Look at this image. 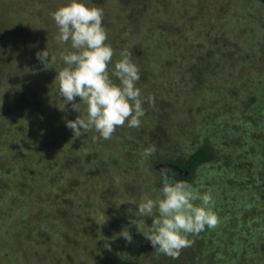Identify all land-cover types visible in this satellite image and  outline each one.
<instances>
[{"label": "rangeland", "instance_id": "rangeland-1", "mask_svg": "<svg viewBox=\"0 0 264 264\" xmlns=\"http://www.w3.org/2000/svg\"><path fill=\"white\" fill-rule=\"evenodd\" d=\"M109 1L110 9L120 13L118 17L108 18L110 23L114 21V28L111 31L106 29L110 33L109 42L121 43L124 49L131 52L133 61L140 69L137 86L145 101L142 105L145 116L139 129L128 127L126 122L124 127L117 128L111 139L105 140L92 130L91 137L81 140L79 146V138H75L72 143L76 148L78 146L77 168H91V175L86 180L89 185L86 183L80 198L91 202L89 206L93 207L91 215L94 220L91 223L88 219L85 228L79 224L77 241L79 246L83 245L87 251L92 252L85 256V261H94L95 264H117L121 260L111 249L115 250L113 245L118 242L116 238L124 228L129 229L132 237L139 236L137 250L140 247L148 249V240L143 235L149 231L152 217L139 216L137 207L143 199L160 198V174L149 176L146 173L147 167L152 164L151 160L156 162L164 158H183L188 155L194 143L200 144L202 136L208 137L213 143L212 140L217 138L216 127L204 125L208 117L212 119L219 112L232 115L229 117L235 123L240 121L235 117L240 109L246 115H251V118H257V106H250L249 99L254 92L260 93L264 89V5L258 1ZM82 2L96 7L100 3L96 0ZM68 3L69 0H0V228L2 226L3 229L4 226L10 229V224L3 225L2 222H12L13 217L29 211L26 205H29L28 198L32 190L28 188L30 193L25 191L27 180L37 169L44 170L48 165L53 166L52 161L61 163L58 157L52 160L49 155H58L63 140L68 141L63 135L67 131L66 121L77 118L72 105L64 107L62 98L58 97L59 82L55 81L56 75L47 72L36 55L47 47L54 55L58 28L50 13ZM106 25L108 23L103 20V26ZM160 39L164 41L162 44ZM64 45L62 49H70L69 44ZM54 62L64 66L58 56ZM115 62L113 60L109 65L110 73ZM60 69V66L56 68V73ZM178 73H182L183 79L187 81L178 83L175 76L172 77ZM197 75L201 77L198 86L193 82ZM112 79L119 83L116 77ZM75 102L79 103L80 98L77 97ZM250 121L246 120L237 126L249 129ZM222 128L229 127L223 125ZM207 129L209 133L206 136ZM234 134V140L239 138L243 142L240 133ZM220 135L218 139L225 138L223 132ZM55 137L64 138L52 142ZM103 142L111 149L108 160L115 167L111 166L110 171L106 170L101 176L100 171L104 170L102 166L105 164L98 159L106 148ZM50 144V151L43 154V146ZM152 144L157 146V151L145 158L142 153ZM96 155L99 158L93 160ZM106 158L103 157L104 160ZM81 161L84 164L79 168ZM210 168L204 167L201 170L194 185L199 183L201 177H213L208 172ZM240 180L250 183L249 177H241ZM114 183L117 189L106 188V185L114 186ZM222 189L221 195L218 191L210 190L215 205L219 203V198L226 196L229 199L231 196L227 188ZM237 190L234 194L235 202L238 192L242 191ZM206 192L200 189L201 194ZM29 200L31 203L36 202ZM13 201L20 204L15 209L13 204L16 202ZM101 205L105 209L103 212L99 209ZM220 213L232 216L226 220L219 233H222L223 240L236 235L239 242L242 232L248 229L246 222H250V228H260L253 220L254 216L249 217L250 221L242 220L240 224L244 223V228L239 225L238 219L241 217L237 215V210L233 212L232 208L221 206ZM8 214L11 217L4 219ZM16 226L19 228H13V233L17 237H27L31 228ZM210 233L211 238H215V230ZM202 234L204 236V231L194 236L199 238ZM85 240L87 243H84ZM107 244L110 248L106 247ZM195 248L196 244L191 245L188 252ZM122 249L124 255H130V244H125ZM206 250V256L201 254L196 257L192 252L195 258L187 261L184 257L180 264H213L214 261L226 258L216 259V250ZM0 251L9 254V247L2 241ZM251 252V257L248 256L251 264H264V250L255 249ZM22 255H11L10 260L19 259ZM67 258L71 262L77 260L75 254ZM142 263V259L138 260L131 255L124 264Z\"/></svg>", "mask_w": 264, "mask_h": 264}, {"label": "trees", "instance_id": "trees-1", "mask_svg": "<svg viewBox=\"0 0 264 264\" xmlns=\"http://www.w3.org/2000/svg\"><path fill=\"white\" fill-rule=\"evenodd\" d=\"M111 1L121 3V0ZM256 1L264 5V0ZM96 2H100L98 7L104 10L103 20L108 23L105 29L111 31L114 28V21L110 23L108 18L113 19L116 16L118 17L120 13L110 9L111 3L109 0H96ZM109 36L110 33L108 34V43H110ZM159 42L162 44L164 41L160 39ZM111 45L116 53L113 60L117 61L120 59V52L125 50L124 46L121 43ZM62 47L64 48L65 45H56L53 49L54 55H56L57 50L62 49ZM159 59L156 60L158 61ZM57 66L62 68L61 65L55 63L53 60L51 66L48 65L49 68H46V71L50 74L54 73L57 76L55 71V69L58 68ZM174 76L178 80V83L187 81V79H183L182 73H178L172 77ZM200 79V75H197L193 82L198 86ZM249 102L250 106H257V118H251V115H246L241 112L240 109V111L237 112L238 114L235 113V117H238L240 121L235 123L230 119V114L226 113L224 115V113L219 112L213 115L212 119L208 117L207 124L204 125V127H216L217 138L212 140L213 143H211L208 137L202 136L200 144L196 145V143H194L190 152H187V156L183 158H164L156 162L151 160L152 164L147 167L146 173L150 176L159 173V170H157L159 165L173 166L177 171L181 172L180 179L192 184L199 190L201 189L208 192L209 190L218 191L219 195H221L222 188H227L229 196L231 194L230 198L228 199L226 196L219 198V203L216 204L213 209L220 219L218 226L214 229H206L204 231V236L202 234L199 238H195L194 234L189 235L188 238L192 241L191 245L193 246L196 244L197 246V248H195L196 250L192 249L189 253L187 247L181 251L177 258L159 253L150 245V241L146 242V245L148 244V249L140 247V249L137 250V246L140 243L139 236L133 237L131 243H128L123 237L118 236V238H116L118 242L113 245L115 250L111 249V251H114V254L121 259L118 260L117 264H124L131 255L134 257L136 256L138 260L142 259L144 264H180V260L184 259V257H186L185 259L187 261L190 258H195L193 257V253L196 257L201 254L206 256V253H208V250H206L207 248L214 251L216 250V259H221L226 256L224 260L214 261L213 264H251V259H249V257H251L250 254H252L251 251H255V249H259V251L264 250V223H262V219H264V174H262L264 171V89L260 93L254 92ZM52 106L55 108L54 105ZM76 114L78 117L79 114L77 112ZM220 117L222 120L221 122H219ZM250 119L251 121L248 124L249 129L248 127H242L241 129V127L237 126ZM223 125H227L229 128H222ZM54 126H56V124ZM219 132L225 134L224 139H222V137L221 140L218 139L219 136H221ZM236 132L242 135L241 138L243 142H241L239 138L237 140L233 139L234 135H236L234 133ZM208 133L209 129L206 130V136ZM90 134H92V132L88 131L83 136L79 137L78 146L81 140L84 141L85 138L89 139L91 137ZM63 135L68 138V141L63 140L64 137L60 139L59 137L52 138V142L55 140H63L64 142L61 143L62 148L58 155H49V158L52 160L58 157L57 160H62L61 163L55 160L52 161L53 166L48 165L49 168L45 167L44 170L37 169V172L31 174V182L30 180L26 182L27 188H25V191L30 193L28 188L32 190L31 197L28 198L29 208L26 205L29 211H24L20 213L18 217H13L14 219L12 222H2L3 225L10 224V229H5L7 226H4L5 230L2 226L0 228V241L7 244L10 255L8 253H1L0 251V264H5L4 262H6V264H26V262L27 264H95L94 261H85V256L92 254V252L89 250L87 251L83 245L79 246L77 241V229L79 228V224L85 228L87 221L89 222L90 220L92 223L94 220L91 215L93 207H91V205L89 206L91 202L88 200L85 201L86 199L82 197L80 198L83 194L82 191L84 192L86 183L87 186L89 185L86 180L89 175H91V168L88 166H84L83 169L77 168V164L79 163H77L78 157L76 156L79 154V151H77L78 146L76 148V146L72 144L75 142L74 133L67 127V131ZM244 135H246V137H244ZM230 139L232 141H230ZM102 145H106L107 148L103 150L102 157L98 159L99 155H96L95 158H92L93 160L98 159L100 163L103 162L105 164V166H102L103 168L105 167L104 170L100 171L101 176L106 173V170L110 171L111 166L115 167L112 164L110 165L108 160V153L110 154L111 149H109V146L107 147V143L105 142H103ZM51 146V144L49 146H43L42 153L44 154L47 150L50 151L49 149H51ZM104 156L107 157L106 160L103 159ZM66 161L68 163H66ZM114 161L117 163L119 162L116 160ZM80 163L81 165L79 168L83 166L84 162L81 161ZM112 163L114 162L112 161ZM204 167H211L208 172L211 176L213 175V177L209 179L201 177L200 181H198L199 183H195L196 185H194V181L200 177L201 170ZM76 169H78V171ZM220 173L221 175H219ZM241 177H249L250 183H246L245 180H240ZM220 178L223 179L221 180ZM106 188L117 189L115 183L114 186L106 185ZM235 188L242 190L238 192L239 196L236 202L234 194L237 193L238 190ZM149 192L151 193L152 190H149ZM28 195L29 194L26 196ZM23 196H25V194H23ZM29 199L35 200L36 202L31 203ZM55 200L56 202L53 203ZM196 203H199V201ZM19 205L18 202L14 203L13 209L17 208ZM221 206H227L228 209L232 208L233 212L237 210V215L241 217L238 219L239 225H243L244 228L245 224L240 223L243 219L250 221L249 217L251 216L255 217L253 220L259 224L260 228H250V222H246L248 225L246 227L248 229L242 232V238L239 242L237 241L238 239L236 240V235L231 236L229 240H223L222 233H219L223 230V224L226 220H230L232 216L227 213L221 214ZM38 207L41 208L39 211ZM99 209L102 210V212L105 211L102 205ZM10 212L11 211H8L7 213ZM10 217L11 215L8 214V217L6 216L4 219ZM98 221L99 220H97V222ZM16 225H20V228L23 226L31 228L29 234L26 235L27 237H17L16 234L13 233V228H19V226L17 227ZM122 230L123 229H121V231ZM212 230H215V238H211L209 235ZM140 235H143V233ZM3 236H5L4 239ZM86 240L88 241V239ZM86 240L84 243H87ZM89 240L92 239L89 238ZM211 242H213V244ZM62 243L64 246H62ZM125 244H130L131 253L129 256L124 255V250L122 249V246H125ZM64 247H66L67 250ZM134 248H136V250ZM214 251L211 253H214ZM14 254L24 255L19 259L10 260V256ZM72 254L77 256L76 262H71L72 260L67 258L72 256ZM210 255L213 256L214 254ZM146 261H149V263H146Z\"/></svg>", "mask_w": 264, "mask_h": 264}, {"label": "clouds", "instance_id": "clouds-1", "mask_svg": "<svg viewBox=\"0 0 264 264\" xmlns=\"http://www.w3.org/2000/svg\"><path fill=\"white\" fill-rule=\"evenodd\" d=\"M50 15L58 28L57 45L69 44L70 49H58L53 55L47 47L36 55L45 68H49L57 56L63 62L55 81L59 82L58 95L64 107L71 104L80 114L75 120L66 121L74 138L94 130L108 140L126 122L128 127L139 129L145 116L142 107L145 101L137 86L140 69L131 52L125 49L120 52V59L110 73L109 65L116 53L108 43V32L103 26V8L88 6L82 0H69L66 6ZM77 97L79 103L75 102ZM156 151L157 146L152 144L142 155L147 158ZM159 174L162 179L160 198L143 199L137 213L152 217L149 231L144 234L152 247L159 253L177 258L183 249L191 246L189 235L216 228L220 219L213 210L215 202L210 190L201 194L192 184L177 179L178 173L168 168H161ZM118 236L128 243L133 241L128 228ZM106 247L110 248V245Z\"/></svg>", "mask_w": 264, "mask_h": 264}, {"label": "flooded vegetation", "instance_id": "flooded-vegetation-1", "mask_svg": "<svg viewBox=\"0 0 264 264\" xmlns=\"http://www.w3.org/2000/svg\"><path fill=\"white\" fill-rule=\"evenodd\" d=\"M158 167L159 168H157V170H160L161 168H168V169L175 171L176 173H178V176L176 177L177 179H180V177H181V172L177 171L174 167L164 166V165H159Z\"/></svg>", "mask_w": 264, "mask_h": 264}, {"label": "water", "instance_id": "water-1", "mask_svg": "<svg viewBox=\"0 0 264 264\" xmlns=\"http://www.w3.org/2000/svg\"><path fill=\"white\" fill-rule=\"evenodd\" d=\"M171 167H173V166H171Z\"/></svg>", "mask_w": 264, "mask_h": 264}]
</instances>
